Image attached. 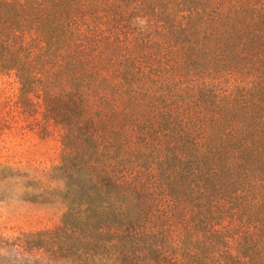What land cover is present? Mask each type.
<instances>
[{"label":"trees","instance_id":"trees-1","mask_svg":"<svg viewBox=\"0 0 264 264\" xmlns=\"http://www.w3.org/2000/svg\"><path fill=\"white\" fill-rule=\"evenodd\" d=\"M0 74L60 137L39 176L0 164L62 207L28 250L264 264V0H0Z\"/></svg>","mask_w":264,"mask_h":264},{"label":"rangeland","instance_id":"rangeland-1","mask_svg":"<svg viewBox=\"0 0 264 264\" xmlns=\"http://www.w3.org/2000/svg\"><path fill=\"white\" fill-rule=\"evenodd\" d=\"M18 88L12 74H0V164L39 176L59 159V132L54 127L40 132L35 124L41 119L39 109L24 111L14 105ZM18 181L0 182V255L52 264L44 251L25 247V236L56 226L62 207L57 202L22 199Z\"/></svg>","mask_w":264,"mask_h":264}]
</instances>
